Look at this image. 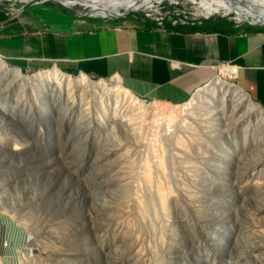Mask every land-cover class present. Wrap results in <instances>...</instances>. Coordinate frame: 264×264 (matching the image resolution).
<instances>
[{
	"label": "rangeland",
	"instance_id": "rangeland-1",
	"mask_svg": "<svg viewBox=\"0 0 264 264\" xmlns=\"http://www.w3.org/2000/svg\"><path fill=\"white\" fill-rule=\"evenodd\" d=\"M199 1L134 13L197 21ZM217 76L238 85L217 69L183 103L143 98L138 135L61 97L26 99L0 83V264H264V123L239 120L225 103L222 112ZM189 103L195 119L186 125L150 126L161 110L177 122Z\"/></svg>",
	"mask_w": 264,
	"mask_h": 264
},
{
	"label": "crops",
	"instance_id": "crops-1",
	"mask_svg": "<svg viewBox=\"0 0 264 264\" xmlns=\"http://www.w3.org/2000/svg\"><path fill=\"white\" fill-rule=\"evenodd\" d=\"M132 13L85 17L46 2L2 1L0 57L22 69L52 63L65 72L117 76L133 94L172 104L185 102L222 64H231L238 87L264 106V26L225 16L159 25Z\"/></svg>",
	"mask_w": 264,
	"mask_h": 264
},
{
	"label": "bare ground",
	"instance_id": "bare-ground-1",
	"mask_svg": "<svg viewBox=\"0 0 264 264\" xmlns=\"http://www.w3.org/2000/svg\"><path fill=\"white\" fill-rule=\"evenodd\" d=\"M160 1L162 0H110L108 5H97L93 1H86L85 3L90 5L91 13L105 15L106 12L111 13L118 10L119 7H131L148 11L153 10L155 4ZM247 1L257 5L264 11V0ZM197 7L195 15L204 18L210 17L213 14H227L231 10L226 0H200L197 3ZM238 16L235 17L236 20L241 21V17ZM219 72L222 77L226 76L230 78L234 76L231 69L225 66H222ZM0 83H8L6 86L12 85L16 92L21 93L26 99L30 96L31 91L33 92L31 93L32 98L36 101L48 95L50 97H56L57 99L61 97L63 104L67 107L80 109V111L85 112V115L89 113L94 121H103L112 129H114L115 125L120 128L122 127L127 131L126 134L136 135L146 127L149 104L144 103L141 99L132 95L121 85L120 79L117 76H114L110 83H106L103 79L94 80L83 73H79L77 77H74L59 70L57 67H53L47 71L26 74L19 67L16 68V66L7 65L6 61L0 57ZM211 90H216L219 93L221 99L219 109L223 110L222 112H224L223 104L225 103L230 112L238 113L239 120L241 117L248 119L251 114L257 123H264V108L255 103L238 85L226 82L217 76L212 81ZM200 97L201 95L199 96L198 94L197 98L199 99ZM189 105L188 109L181 110V115L177 122H174L171 114H167L164 110H161L158 114L150 118V126L159 130L161 129L165 133L177 127L184 126V124L186 125L187 122L189 123V121L195 119V108ZM195 106H198V104ZM135 141L137 140L135 139ZM124 225V227L126 225L128 227L129 224ZM130 226L134 227L133 225ZM246 244L248 243L246 242ZM135 254L134 256H136ZM251 256L257 260L256 254H251ZM142 263H145V261Z\"/></svg>",
	"mask_w": 264,
	"mask_h": 264
},
{
	"label": "water",
	"instance_id": "water-1",
	"mask_svg": "<svg viewBox=\"0 0 264 264\" xmlns=\"http://www.w3.org/2000/svg\"><path fill=\"white\" fill-rule=\"evenodd\" d=\"M2 1H17L21 5H25L28 3H37V2H52L55 4H58L64 8L69 9L73 13H75L78 16H85V17H100V18H107V19H114V18H119V17H124L132 12L139 11L142 9H137V8H123L119 7V11L109 13L106 12L105 15L101 14H94L91 13V7L89 4H86L85 1L89 2H95L97 5H102V4H109L110 0H102V2L98 3L97 0H28V1H21V0H0ZM227 3L230 6V12L227 14H223L220 16H226V15H232L229 17V19H232L235 22H244L248 23L251 25H261L264 26V11L260 9L257 5L247 1V0H226ZM239 15V16H238ZM236 16L241 17V21L236 20ZM2 58V57H1ZM4 61H6L4 58H2ZM85 74V73H84ZM87 75V74H86ZM89 77V75H87ZM210 82V81H209ZM121 85L125 87L122 83ZM126 88V87H125ZM127 89V88H126ZM128 90V89H127ZM129 91V90H128ZM130 92V91H129ZM132 95L135 97L143 100L142 97H139L132 92H130ZM260 105V104H259ZM262 106V105H260ZM264 108V106H262Z\"/></svg>",
	"mask_w": 264,
	"mask_h": 264
},
{
	"label": "built area",
	"instance_id": "built-area-1",
	"mask_svg": "<svg viewBox=\"0 0 264 264\" xmlns=\"http://www.w3.org/2000/svg\"><path fill=\"white\" fill-rule=\"evenodd\" d=\"M151 11V10H150ZM158 12V11H156ZM144 16L145 17H149L151 19H154L155 23L156 24H163L164 21H168L171 25H176V24H179V23H182V24H187V23H191L192 21H178L177 19L175 18H171V17H168V18H165L163 15H160V16H154L152 15V13L150 12H145L144 13ZM221 66H225L229 69H231L232 73L235 75L236 71H237V67L234 66V65H231V64H222ZM234 78V76L232 77ZM3 247H7L6 243L4 242V246Z\"/></svg>",
	"mask_w": 264,
	"mask_h": 264
},
{
	"label": "trees",
	"instance_id": "trees-1",
	"mask_svg": "<svg viewBox=\"0 0 264 264\" xmlns=\"http://www.w3.org/2000/svg\"><path fill=\"white\" fill-rule=\"evenodd\" d=\"M46 3H48V4H52V5L56 6V7H59V8H61V9H63V10H66V11H69V12H70L69 9L64 8V7H62V6L58 5V4H55V3H52V2H46ZM132 14H134V13H132ZM137 14H141V13H137Z\"/></svg>",
	"mask_w": 264,
	"mask_h": 264
}]
</instances>
